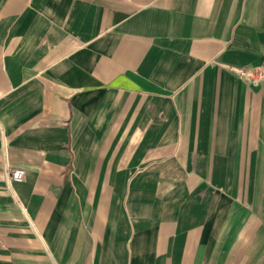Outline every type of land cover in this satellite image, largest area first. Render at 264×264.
<instances>
[{
  "label": "crops",
  "instance_id": "obj_1",
  "mask_svg": "<svg viewBox=\"0 0 264 264\" xmlns=\"http://www.w3.org/2000/svg\"><path fill=\"white\" fill-rule=\"evenodd\" d=\"M252 66L264 0H0V264H264Z\"/></svg>",
  "mask_w": 264,
  "mask_h": 264
},
{
  "label": "built area",
  "instance_id": "obj_2",
  "mask_svg": "<svg viewBox=\"0 0 264 264\" xmlns=\"http://www.w3.org/2000/svg\"><path fill=\"white\" fill-rule=\"evenodd\" d=\"M233 70L241 77H246L254 84H260L264 82V68L263 66L252 67H237ZM26 172L22 168L12 169L10 177L14 180L23 181L25 179Z\"/></svg>",
  "mask_w": 264,
  "mask_h": 264
}]
</instances>
